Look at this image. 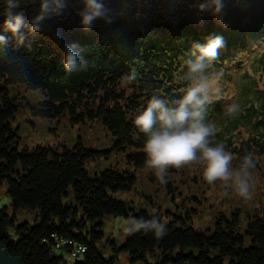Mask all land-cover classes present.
Listing matches in <instances>:
<instances>
[{
    "label": "trees",
    "instance_id": "trees-1",
    "mask_svg": "<svg viewBox=\"0 0 264 264\" xmlns=\"http://www.w3.org/2000/svg\"><path fill=\"white\" fill-rule=\"evenodd\" d=\"M104 2L110 23L97 19L85 29L79 15L82 0H68L61 15L46 19L41 30L33 32L30 22L39 13L40 0H21L14 12L23 13L24 24L13 33L4 25L6 6L0 0V36L6 38L0 42V184L7 182L13 205L12 214L7 205L0 209V242L11 256L23 258L24 264H116L117 254L106 257L99 246L104 218L155 217L166 224L162 238L137 231L121 244L112 242L116 252H128V264H264L262 216L248 219L243 229L236 213L221 214L212 227L200 230L189 215L176 214L165 221L160 214L136 210L114 195L131 190L138 179L136 168L146 167V136L135 127L136 116L146 109L152 95L165 98L171 87L181 83L174 74H151L135 61L146 53L193 48L219 30L240 33L248 24L258 25V14L264 16V0H225L220 16L210 10L200 12L197 5L202 0ZM72 45L88 61L86 70L66 72V48ZM133 69L136 80L122 82ZM249 86L254 88L253 83ZM16 87L40 88L45 93L43 103L28 104L35 115H67L73 123L103 122L113 136V146L125 151L134 170L111 167L90 173L86 165L99 152L86 148L82 140L63 150L51 145L20 148L12 123L20 108L11 93ZM255 96L259 104L254 106L249 96L247 114L235 118L212 140L213 145L222 143L233 152V166L249 153L255 160L264 154V90L257 89ZM256 132L263 135L262 139L258 136L262 141ZM252 143L257 149H251ZM23 209L36 212L35 223H16ZM78 247L79 257L71 260ZM157 251L156 260L151 261L148 255Z\"/></svg>",
    "mask_w": 264,
    "mask_h": 264
},
{
    "label": "rangeland",
    "instance_id": "rangeland-1",
    "mask_svg": "<svg viewBox=\"0 0 264 264\" xmlns=\"http://www.w3.org/2000/svg\"><path fill=\"white\" fill-rule=\"evenodd\" d=\"M248 43H252L249 51L250 57H247L244 51L246 46H238L235 48L236 53L229 68L224 72L225 92L222 94L221 101H223L222 106L225 109L228 105L235 104L238 105L239 112L240 102L245 93L243 84L250 79L246 71L257 67L256 57L264 51V38L261 40L250 39ZM231 84L232 86L236 85V88L233 89ZM232 92L233 94L237 92V95H233ZM11 93L20 101L19 111L16 112L15 119L12 120L20 137V148L51 145L63 150L64 146L74 147L82 140L86 148L99 152L86 165L90 173L93 174L111 167L120 170H134L125 151L117 150L113 146V136L103 122L87 120L83 123H73L67 115L60 117L35 115L28 104L36 106V104L44 102L46 95L42 89H26L24 87L18 89L16 87L12 88ZM250 94H253V91H250ZM238 112L232 116L226 115V112L213 114L208 118L207 123L212 124L215 131L220 130L228 119L236 118ZM240 129L243 136L248 137L245 128L241 127ZM255 135L258 141H262L258 138L260 136L262 139L261 133L256 132ZM251 149H257L255 143H252ZM231 153L234 158L233 152ZM255 161L254 186L250 200L239 197L231 190L225 195V189L220 182L209 185L203 178V166L198 163L181 168H170L166 177L167 182L163 184L156 178L153 170L147 166L136 168L138 179L134 187L131 190L115 192L114 195L130 202L136 210L142 208L160 214L165 221L172 219L176 214L183 217L189 215L191 223L200 230L212 227L215 218L221 214L231 216L236 213L240 226L244 229L251 217H264V154L256 158ZM5 205L8 206V210L12 214L13 205L6 181L0 184V209ZM132 218L133 216H106L104 218V237L99 242V246L106 257L117 254L116 264L129 263L128 252H116L113 250L112 242L121 244L132 234L125 231V226ZM35 219V211L23 209L18 211L16 223L28 220L33 224L36 222ZM10 230L13 232L12 227ZM58 252L66 257L65 251ZM158 253L157 251L149 254L150 260L155 261Z\"/></svg>",
    "mask_w": 264,
    "mask_h": 264
},
{
    "label": "clouds",
    "instance_id": "clouds-1",
    "mask_svg": "<svg viewBox=\"0 0 264 264\" xmlns=\"http://www.w3.org/2000/svg\"><path fill=\"white\" fill-rule=\"evenodd\" d=\"M21 0H4L6 27L17 33L24 24L23 13L14 12ZM84 8L79 12L81 24L85 29L91 28L94 21L104 19L110 23L109 8L104 0H82ZM68 0H40L39 13L31 20V31L41 30L42 23L53 16H59L67 7ZM200 12L211 11L220 16L225 8V0H202ZM0 42H6L0 36ZM224 46L221 36L209 38L204 45L196 44L188 52L185 61L186 71L183 79L189 83L181 98L169 101L161 95L154 94L147 107L134 120V125L146 136L144 152L146 166L153 170L160 183L167 182L170 168H181L198 163L203 166V178L213 185L220 182L228 191H234L243 199H252L254 186L253 170L256 161L252 153L241 158L238 166H233V155L225 145H213L211 137L215 135L212 124L206 122L207 109L220 97L219 73H211V66L217 61L218 49ZM75 45L66 48L64 68L67 73L86 70L88 61L79 56ZM137 78L132 71L124 74L122 82L131 84ZM238 112V105L231 104L226 108V115ZM125 231L153 232L157 238L166 235V224L155 217L151 219L132 218L125 226Z\"/></svg>",
    "mask_w": 264,
    "mask_h": 264
},
{
    "label": "water",
    "instance_id": "water-1",
    "mask_svg": "<svg viewBox=\"0 0 264 264\" xmlns=\"http://www.w3.org/2000/svg\"><path fill=\"white\" fill-rule=\"evenodd\" d=\"M0 264H24L23 258L11 256L4 244L0 242Z\"/></svg>",
    "mask_w": 264,
    "mask_h": 264
},
{
    "label": "built area",
    "instance_id": "built-area-1",
    "mask_svg": "<svg viewBox=\"0 0 264 264\" xmlns=\"http://www.w3.org/2000/svg\"><path fill=\"white\" fill-rule=\"evenodd\" d=\"M80 247H78V249H77V251L76 252H74V253H72V255H70V259L72 260V259H75V258H77V257H79V252H80V249H79ZM77 253H78V255H77Z\"/></svg>",
    "mask_w": 264,
    "mask_h": 264
}]
</instances>
